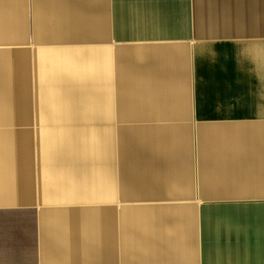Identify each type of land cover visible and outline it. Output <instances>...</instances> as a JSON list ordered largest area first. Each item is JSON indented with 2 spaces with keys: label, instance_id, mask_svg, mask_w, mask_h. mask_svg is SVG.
<instances>
[{
  "label": "crops",
  "instance_id": "1",
  "mask_svg": "<svg viewBox=\"0 0 264 264\" xmlns=\"http://www.w3.org/2000/svg\"><path fill=\"white\" fill-rule=\"evenodd\" d=\"M0 264H264V0H0Z\"/></svg>",
  "mask_w": 264,
  "mask_h": 264
}]
</instances>
